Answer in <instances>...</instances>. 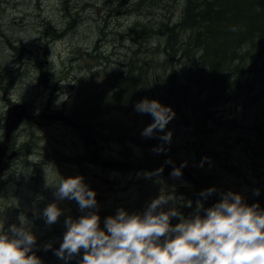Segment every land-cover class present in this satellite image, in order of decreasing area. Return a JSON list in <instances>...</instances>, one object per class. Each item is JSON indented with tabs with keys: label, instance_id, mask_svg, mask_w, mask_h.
Listing matches in <instances>:
<instances>
[{
	"label": "rangeland",
	"instance_id": "rangeland-1",
	"mask_svg": "<svg viewBox=\"0 0 264 264\" xmlns=\"http://www.w3.org/2000/svg\"><path fill=\"white\" fill-rule=\"evenodd\" d=\"M183 1L0 0V144L5 112L12 104H22L30 114L45 117L36 119V123L23 118L10 136L8 150L18 153L8 160L4 172L0 174V227L6 230L14 223L19 225V217L24 215L37 237L36 247H44L51 242L52 247L56 245L59 248L66 231L65 218L69 215L78 218L83 213L75 201H57L53 195L55 188L46 187V179L49 184H56L61 177L79 175L83 176L90 189L96 188L91 171L93 165L88 162L91 161L89 150L94 146L90 140L86 143L84 137L63 120L47 117L60 114L74 121L68 117L71 114L68 110L79 106L81 111H85L91 106L87 102L93 101L91 97H98V102L105 101L108 96L113 95L108 81L120 79L114 74H123L130 66L137 72L138 60L145 65L142 72L146 74L148 84L159 80L162 83L168 79L171 88H178L185 73L192 74L189 70L197 61L188 57L190 55L174 56L169 61L156 46L159 47L162 42V37L157 32L159 27L164 28L170 18L179 17ZM135 23H139L137 27L142 26L144 31H149L151 36L134 35L130 28ZM181 37L186 39L187 34L181 33ZM261 72L262 79L256 78L252 87L262 93L259 108L264 114V67ZM161 89H165V86ZM198 90L199 86H194L191 90L194 96H200ZM155 92L157 88H153L152 94L147 93L146 98L157 100ZM61 96L63 101L57 104ZM237 97H232L233 101L228 102L229 104H220L224 119L215 123V128L207 138L203 135L198 138L195 133H191L192 129L185 122L182 125L181 121L176 120L165 131L172 132L171 143L163 141V147L186 163L183 168L190 172L195 184L198 185L193 174L196 169L199 174H211L214 182L217 181L219 193L229 190L239 192L244 201L252 205L259 199L256 200L254 196L237 188L247 185L248 180L256 179L253 172L260 170L258 165L252 164V160L263 153L251 147L253 143L259 145L260 140H255L243 128V125H249L248 118L254 115L252 108L255 106L248 102L247 97ZM158 101L161 103V99ZM233 103L239 105L241 113L231 111ZM114 107L111 106V114L104 116V119L134 131L142 126L144 118L149 115L137 113L134 108L123 111ZM181 111L184 109L181 108ZM242 132L246 137L243 141L240 135ZM96 142L104 159L136 163L149 161L150 156L136 161L134 158H122L121 153L128 152L135 158L156 153L153 147L143 148L114 138H99ZM76 155L82 157V165L65 163ZM205 157L208 160H204ZM171 163L181 166L174 161ZM149 164L157 165L151 166L154 168L174 169L168 165L149 162L136 167L105 169L106 177L115 179L116 182L108 187L101 185L95 191L99 199L101 194L104 196L101 200L96 199L101 228L104 227V219L114 216L118 208L129 213H142L145 206L160 195L161 190L177 197L175 207L178 209L182 206L181 211L185 217L193 213L197 200L202 201L204 208L210 207L208 199L200 196L203 189L199 191L200 187H195L197 191L192 192L187 178H174L169 171L150 178L145 176V173L154 172L148 170ZM180 185L189 190V195L178 194ZM231 187L234 188L228 189ZM194 195H197L196 199ZM212 198L210 197L213 202ZM188 200L193 202L191 208L184 206ZM215 201L214 199L213 204ZM53 202L63 210V214L58 223L49 227L40 214ZM170 206L172 205H166L165 210ZM176 221V224L180 222L178 218ZM53 260L55 264H66L54 252L51 256L41 258L42 264H50Z\"/></svg>",
	"mask_w": 264,
	"mask_h": 264
},
{
	"label": "clouds",
	"instance_id": "clouds-1",
	"mask_svg": "<svg viewBox=\"0 0 264 264\" xmlns=\"http://www.w3.org/2000/svg\"><path fill=\"white\" fill-rule=\"evenodd\" d=\"M61 101L62 96L56 103ZM134 110L153 118L141 133L146 138L154 137L157 131L164 132L175 117L170 106L155 99L137 102ZM158 138L170 144L172 132H164ZM153 151L159 154L166 149L161 145ZM185 166L186 163L174 168L171 175L179 178ZM162 172L163 167L144 175L150 178ZM45 186L55 188L57 201H75L83 213L64 220L66 231L54 254L66 262L79 258L78 264H264V209L258 203L247 204L240 193L220 192L221 198L208 208L197 200L193 213L185 217L175 207L177 197L161 190L142 213L118 208L114 216L104 219L101 228L96 193L83 176L61 177L56 184H49L46 179ZM217 191L211 187L200 196L206 199ZM254 194L258 196L260 190L255 189ZM192 203L188 200L184 206L191 208ZM62 214L63 210L53 202L40 216L50 227L59 222ZM172 218L180 222L173 225ZM36 243L37 237L24 215L19 217V225L14 223L6 230L0 227V264H42L33 252ZM51 248V242L44 245L45 251Z\"/></svg>",
	"mask_w": 264,
	"mask_h": 264
},
{
	"label": "trees",
	"instance_id": "trees-1",
	"mask_svg": "<svg viewBox=\"0 0 264 264\" xmlns=\"http://www.w3.org/2000/svg\"><path fill=\"white\" fill-rule=\"evenodd\" d=\"M138 24L135 23L130 28L134 35L151 36L142 26L137 27ZM157 32L161 35L162 42L156 48L167 60H172L174 56L190 55L188 57L197 61L189 70L192 74L185 73L182 82L178 83V88H171L168 79L162 83L159 80L148 84L146 74L142 72L145 65L140 63V60L136 62L137 72L130 66L122 71L123 74H114L120 79L108 81L113 95L100 102L97 101L98 97H91L93 101L87 100L91 106L85 111H81L79 106L68 110L71 112L68 117L97 141L99 138H114L119 142L138 144L143 148H157L163 145V141L158 137L164 134L168 126L176 123V120L181 121L182 125L185 122L188 128L192 129L191 133L207 138L212 132L210 126L213 124L210 120L214 119L213 111L217 107L220 108L221 103L229 104L228 102L233 101L231 98L237 96L252 97L251 93L255 90L252 83L256 78H261V69L264 67V0H184L179 17L170 18L164 28L159 27ZM181 33H186L187 38L182 39ZM163 86L165 89H161ZM194 86H199L200 96L193 95L191 90ZM153 88H157V101L161 99L162 105L170 106L175 112V117L164 132L157 131L152 138L141 135L143 129L153 122L151 115L144 118V123L136 131L104 119V116L111 114V106L128 111L134 108L137 102L148 97L147 93L152 94ZM181 108L184 111H181ZM231 111L235 113L233 106ZM164 152L168 154V151ZM164 152L149 153L139 158L124 152L121 156L124 159L138 160L154 156L151 154L161 157ZM69 160L65 163L83 164L80 155L72 156ZM200 176L204 179L211 174ZM185 194L189 195V192L186 190ZM176 222V218L171 219L173 225ZM78 259L65 262L78 264Z\"/></svg>",
	"mask_w": 264,
	"mask_h": 264
},
{
	"label": "flooded vegetation",
	"instance_id": "flooded-vegetation-1",
	"mask_svg": "<svg viewBox=\"0 0 264 264\" xmlns=\"http://www.w3.org/2000/svg\"><path fill=\"white\" fill-rule=\"evenodd\" d=\"M264 65V64H263ZM255 89L251 95L252 97L248 98V102L250 104H253L255 107L252 108V110H254V115L251 117L249 116L248 118V123L249 125L246 127L243 125V128L245 130H247V133L250 134L251 136H254L255 140H260L259 141V145L256 146L255 143L251 144V147L252 148H255L256 151H259L261 153H263L264 155V144H262L264 141H263V138H264V114L262 113V111L260 110L259 108V102L261 100V96H262V93L261 91H259L257 88H253ZM255 96H257L255 98ZM236 107V108H235ZM233 108H234V111H235V114H239L241 113V110H239V105L237 103H233ZM215 113L214 115V119L213 120H210L211 124L213 125H209L210 126V130H213L215 128V123H217V121L221 122L223 121L224 119V114H221L223 112V109L222 108H216V110L213 111ZM247 114H248V111H246ZM242 113H245V112H242ZM248 117V115H247ZM222 124V123H221ZM241 135V140H245V136H244V132L240 133ZM200 138V137H198ZM262 139V140H261ZM11 144V142H9V145ZM8 145V146H9ZM100 148H98V154L103 157V155L100 154V151H99ZM9 152L8 148L6 150V154ZM254 152V151H253ZM18 153V151H17ZM168 154L166 155V153L164 152L161 157L158 156L157 154H151V155H154L152 157H150L148 160H157V159H163V160H171V161H174L176 163H179V164H185L184 161H182L180 158H178L177 156H173L171 155V153L167 152ZM17 155V154H16ZM262 154H259V155H256L257 159L255 160H252V164L253 165H258L259 167V172H253V177L256 178L255 180L251 181V180H248L247 182V185H244L243 187H240V188H237L238 190H243L244 193L246 194H249V196H254L253 198L254 199H259L261 200V198L264 197V156ZM136 161H141V159H138ZM8 162V160H5V164H4V168L3 170L5 169L6 167V163ZM93 166L92 170V176L94 177V180L96 182V188L92 189L94 191L98 190L100 188V186L102 185L103 187L106 186L108 187V185H113L115 184L116 180L113 179V182L110 183V184H106L104 183L103 181L100 180V177H106V170H105V167L103 166H100L96 163H91ZM150 166H148V170L149 171H155L156 169H159V167H151V166H157L155 164H149ZM142 166V165H141ZM140 168H144V167H140ZM111 169V168H110ZM191 169V168H190ZM1 171L0 174H2L4 171ZM112 170V169H111ZM172 172L173 170L170 169V168H167V167H163V172L160 173L161 175L163 174H167L169 172ZM192 171V170H191ZM97 172V173H95ZM99 176V177H97ZM193 174H195L194 176L196 177V181L198 182V185L195 184L193 181H191L190 179H188V177L186 175H184L182 173L181 177H184V178H187V180H189L190 182V190L192 192L194 191H197V189H195V187H200L198 188L199 191H202L205 190V189H208V188H211V187H215L217 189L218 187V184H217V181L214 182V180L211 178V177H206L204 179H202V177L200 176V174L197 172V170L195 169V171H193ZM216 184V185H215ZM226 185H228L227 183H225ZM230 185V183H229ZM181 186V185H180ZM178 187L179 189V195H181L180 193L184 194L185 195V191L187 190L189 192L188 189H184L183 186L181 187ZM234 187H231V188H228V189H232ZM184 189V190H183ZM255 189H259L260 190V194L257 196L254 194V190ZM183 190V191H182ZM218 190V189H217ZM182 191V192H181ZM236 193H239V192H236ZM100 196H102L99 200L103 199L104 196L103 194H101ZM219 196V197H218ZM193 197V196H192ZM195 199L197 198V195H194ZM210 197H213V202H214V199L216 200L215 202H217L219 199H220V194H219V191H217V193H214L213 195H211ZM208 203L210 204L209 200H208ZM181 203H179L180 205ZM196 206V205H195ZM209 206V205H208ZM211 206V205H210ZM262 209H264V199L261 201V205ZM182 206H179L178 207V210L182 213ZM174 219V218H173ZM54 246V245H53ZM36 250L39 252V258H43L45 256H51L52 253L48 251H45L44 250V247H35L33 249V251ZM30 255L32 253H29ZM53 257V256H52ZM50 264H55L54 260L53 261H50Z\"/></svg>",
	"mask_w": 264,
	"mask_h": 264
},
{
	"label": "water",
	"instance_id": "water-1",
	"mask_svg": "<svg viewBox=\"0 0 264 264\" xmlns=\"http://www.w3.org/2000/svg\"><path fill=\"white\" fill-rule=\"evenodd\" d=\"M25 118L27 120H32L34 123L37 122L36 119H42L45 118L44 116H39V115H35V114H30L29 111L26 109V107L22 104L19 103H14L11 106H9L5 112V116H4V122H3V138H2V142L0 144V173L4 168V164H5V160H9L12 157L16 156V151L14 150H10L7 154H6V150L8 148V144L10 141V136L13 132V130H15L18 127V123H20V121ZM47 118H54V119H61L64 121V123H66L68 126H70L71 128L75 129L77 132H79L83 137H84V141L86 143H88V141L90 140L94 146V148L92 150H89L90 153V157L91 160L96 163L99 164L103 167H107V168H129V167H135V166H141L142 164L149 162V163H159L163 166H170L173 168H178L180 166L172 164V163H167L166 161H160V160H149V161H142V162H129V161H119V160H110V159H104L102 158L98 153V143L96 142L97 140L94 139L93 137H91L86 131H84L81 126L77 123H75L74 121L67 119L65 116L60 115V114H53V115H49ZM182 173L184 175H186L190 180L194 181V178L192 177V175L190 174V172L185 169L182 168L181 169ZM100 180L103 181L104 183L108 184L111 183L113 181V179L109 178V177H100ZM96 199H99V196H96ZM206 199L209 200L210 205H213L212 200L210 199V197L208 196ZM264 199L261 198V200L257 201V203L261 204V201ZM261 208V206H260ZM57 249V246L54 245L49 252H54ZM35 253V255L37 257H39V252L34 250L33 251Z\"/></svg>",
	"mask_w": 264,
	"mask_h": 264
}]
</instances>
